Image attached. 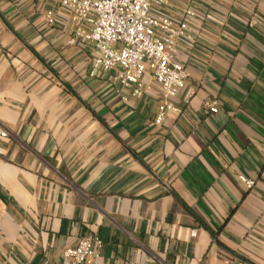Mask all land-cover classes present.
I'll return each instance as SVG.
<instances>
[{
  "label": "crops",
  "instance_id": "1",
  "mask_svg": "<svg viewBox=\"0 0 264 264\" xmlns=\"http://www.w3.org/2000/svg\"><path fill=\"white\" fill-rule=\"evenodd\" d=\"M168 1L188 79L156 125L161 91L90 77L57 0H0V264L87 236L92 264H264V0Z\"/></svg>",
  "mask_w": 264,
  "mask_h": 264
},
{
  "label": "built area",
  "instance_id": "2",
  "mask_svg": "<svg viewBox=\"0 0 264 264\" xmlns=\"http://www.w3.org/2000/svg\"><path fill=\"white\" fill-rule=\"evenodd\" d=\"M59 7L76 24V29L65 39L67 46L87 42L92 46L89 76L113 72L111 81L129 89V97L139 100L157 87L165 100L159 106L155 124L160 125L166 111H176L168 102L186 86L188 74L177 59L179 41L188 31L186 18L191 10L183 11L181 19L168 15V0H57ZM51 22V20H49ZM123 102L128 98L123 97ZM210 113L215 104L205 103ZM7 133L0 127V138ZM247 190L254 181L239 176ZM194 236V232L191 234ZM103 242L98 237H83L62 256L64 264H92L99 259Z\"/></svg>",
  "mask_w": 264,
  "mask_h": 264
}]
</instances>
